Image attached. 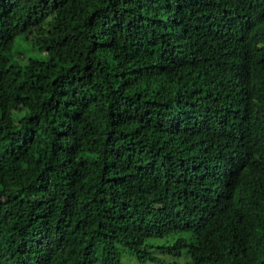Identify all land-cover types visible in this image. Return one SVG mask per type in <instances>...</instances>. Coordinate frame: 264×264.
Listing matches in <instances>:
<instances>
[{
    "label": "trees",
    "instance_id": "16d2710c",
    "mask_svg": "<svg viewBox=\"0 0 264 264\" xmlns=\"http://www.w3.org/2000/svg\"><path fill=\"white\" fill-rule=\"evenodd\" d=\"M171 257L264 264V0H0V264Z\"/></svg>",
    "mask_w": 264,
    "mask_h": 264
},
{
    "label": "rangeland",
    "instance_id": "374dc122",
    "mask_svg": "<svg viewBox=\"0 0 264 264\" xmlns=\"http://www.w3.org/2000/svg\"><path fill=\"white\" fill-rule=\"evenodd\" d=\"M15 50L16 51H21V54H23L26 57H35V58H42V54H40L39 52H37L34 48L28 47L27 48V43L22 41V38L18 37L15 40ZM160 257V256H159ZM125 261H127V257H125L124 259ZM181 261V260H179ZM180 264V262H177V260L174 257H171L170 260L166 261V264ZM130 264H138L136 261H131ZM147 264H155V263H147ZM182 264V263H181Z\"/></svg>",
    "mask_w": 264,
    "mask_h": 264
}]
</instances>
